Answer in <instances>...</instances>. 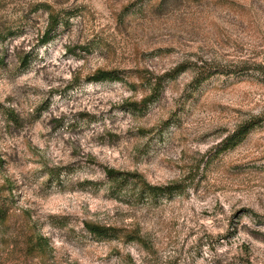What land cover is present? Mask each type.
I'll return each mask as SVG.
<instances>
[{"label": "rangeland", "instance_id": "obj_1", "mask_svg": "<svg viewBox=\"0 0 264 264\" xmlns=\"http://www.w3.org/2000/svg\"><path fill=\"white\" fill-rule=\"evenodd\" d=\"M254 117L264 0H0V264H264V120L226 149Z\"/></svg>", "mask_w": 264, "mask_h": 264}, {"label": "trees", "instance_id": "obj_2", "mask_svg": "<svg viewBox=\"0 0 264 264\" xmlns=\"http://www.w3.org/2000/svg\"><path fill=\"white\" fill-rule=\"evenodd\" d=\"M51 25L47 29L45 36H43V43L47 44L49 43L52 38V32L55 30L56 26L58 24H61L63 22V17H60V15L51 13ZM241 71V70H239ZM229 74V73H236V75H240L241 73L235 72V71H223L218 68H201L196 76L195 83L197 86L201 85L203 82L211 78L212 76L216 74ZM120 76L115 71H105V70H99L97 71L92 77L89 78V81L93 83H99L104 81H113V80H119ZM264 118L262 117H254L244 123L242 126L239 127V129L228 139V144L226 146V149L234 148L237 145H239L241 142H243L247 135L256 129L258 126L263 124ZM107 176L109 177L110 181L115 185L113 190L127 188H132V191L134 192V195L138 198H144V197H157L161 194H171L175 192L177 189L176 186H154L148 183L142 175L138 173H127V172H121L109 169L107 171ZM6 219L5 213L0 210V222H3ZM86 230L94 237L102 239V240H108L112 239L115 236H117V230L112 227L107 226H101L97 224L92 223H86ZM35 247H38L39 250H41V253L47 252L49 248V242L46 237L43 235L41 236H35V241L33 242Z\"/></svg>", "mask_w": 264, "mask_h": 264}]
</instances>
